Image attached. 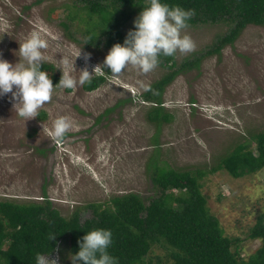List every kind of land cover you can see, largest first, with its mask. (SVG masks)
Returning a JSON list of instances; mask_svg holds the SVG:
<instances>
[{
    "label": "rangeland",
    "instance_id": "1",
    "mask_svg": "<svg viewBox=\"0 0 264 264\" xmlns=\"http://www.w3.org/2000/svg\"><path fill=\"white\" fill-rule=\"evenodd\" d=\"M73 2L0 0V199H48L63 217L80 208L85 220L87 204L130 193L158 197L153 165L209 171L236 145L255 148L254 136L264 131V27H247L221 55L179 75L163 95L173 122L157 126L141 96L168 73L158 54L173 48L180 65L206 53L229 27H182L164 16L165 40L116 53L88 44L84 25L61 26ZM141 20L136 14L122 33ZM40 64L52 65L47 75L60 81L31 78ZM111 65L107 82L86 92L85 82ZM201 182L225 234L240 239L244 258L254 254L261 243L249 233L264 209V170L239 179L219 171ZM41 264L75 263L61 244Z\"/></svg>",
    "mask_w": 264,
    "mask_h": 264
},
{
    "label": "trees",
    "instance_id": "2",
    "mask_svg": "<svg viewBox=\"0 0 264 264\" xmlns=\"http://www.w3.org/2000/svg\"><path fill=\"white\" fill-rule=\"evenodd\" d=\"M66 11V22L61 23L66 31L84 25L88 44L102 42L116 53L145 51L165 40L164 16H175L182 27H229L206 53L180 65L173 48L158 54L157 63L168 73L141 96L144 103L152 105L148 119L157 126L173 122L163 95L179 75L199 69L205 58L221 55L247 27H264V0H74ZM136 14L142 20L125 35L122 28ZM114 67H104L103 75L88 79L84 90L99 89ZM50 70L53 66L49 64L33 66L31 78L58 83L59 78L47 75ZM254 142L255 148L245 142L236 145L209 171L153 165L158 197L147 201L130 193L103 204H87L85 209L92 215L85 220L80 208L63 217L48 199L42 203L0 199V264H41L58 252L61 244L75 264H264V209L249 233V238L261 245L244 258L240 239L228 237L212 214L201 182L219 171L235 179L263 171L264 131L254 136ZM156 251L163 254L155 255Z\"/></svg>",
    "mask_w": 264,
    "mask_h": 264
},
{
    "label": "clouds",
    "instance_id": "3",
    "mask_svg": "<svg viewBox=\"0 0 264 264\" xmlns=\"http://www.w3.org/2000/svg\"><path fill=\"white\" fill-rule=\"evenodd\" d=\"M104 74V72H102V73H100V74H97V75H103ZM97 75H95V76H97ZM109 78V77H108Z\"/></svg>",
    "mask_w": 264,
    "mask_h": 264
},
{
    "label": "bare ground",
    "instance_id": "4",
    "mask_svg": "<svg viewBox=\"0 0 264 264\" xmlns=\"http://www.w3.org/2000/svg\"><path fill=\"white\" fill-rule=\"evenodd\" d=\"M74 77V76H73Z\"/></svg>",
    "mask_w": 264,
    "mask_h": 264
}]
</instances>
